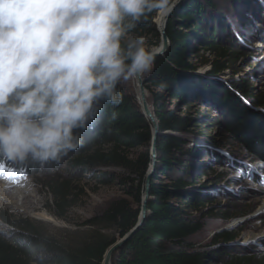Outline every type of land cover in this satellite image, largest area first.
<instances>
[{
    "label": "trees",
    "instance_id": "16d2710c",
    "mask_svg": "<svg viewBox=\"0 0 264 264\" xmlns=\"http://www.w3.org/2000/svg\"><path fill=\"white\" fill-rule=\"evenodd\" d=\"M220 1H185L167 25L171 42L169 52L157 58L146 75V89L159 121L158 166L152 177L146 221L115 253L113 264H264V254L238 253L232 248L221 254L196 252L190 249L192 245L185 243L205 228L204 209L213 203L205 190L207 180L202 182L201 179L206 165L194 168L193 160L200 159L202 154L222 159L218 150L207 146L208 143L217 145L220 139L203 132L205 125L221 122L197 108L209 107L222 115L228 137L240 142L255 159L264 162V94L253 92L245 81L229 84L217 77L243 55L235 45L241 40L233 35V30L237 29H231L236 24L221 11ZM230 1L245 6L247 12L251 8V0ZM157 16L152 13L142 20L130 38L144 34L148 44L157 47L161 41L154 22ZM227 37L233 41L225 42ZM204 51L214 57L209 61L208 74L198 72L202 62H207L206 57H202ZM118 90L124 96L123 103L115 109L118 118L111 120L110 110L105 106L86 130H77L82 138L80 146L59 160L49 162L68 161L71 168L80 171L101 168L98 170L100 182L125 184L129 194L134 195L135 204L126 198L110 203L101 214L87 220L83 226L89 228V235L76 243L57 240L35 220L0 217V221L12 228L0 232V264H37L36 259L48 264H101L107 249L135 226L151 164L152 128L137 101L120 85ZM175 101L174 106L172 102ZM194 137L202 143L195 144ZM136 149L144 151L131 158ZM3 157L7 155L0 154V160ZM21 167L35 173L24 159ZM104 168L124 169L133 172L136 178L119 179L107 174ZM74 180L70 176L56 175L46 182L53 196L51 209L62 219L77 204ZM224 214L230 216L222 211L221 215ZM106 227L115 229L117 235L104 233L102 230ZM237 237V231L223 230L215 234L213 242L231 246Z\"/></svg>",
    "mask_w": 264,
    "mask_h": 264
},
{
    "label": "clouds",
    "instance_id": "9594fccd",
    "mask_svg": "<svg viewBox=\"0 0 264 264\" xmlns=\"http://www.w3.org/2000/svg\"><path fill=\"white\" fill-rule=\"evenodd\" d=\"M180 0H0V154L47 162L82 143L122 81L150 73L160 49L131 35Z\"/></svg>",
    "mask_w": 264,
    "mask_h": 264
},
{
    "label": "rangeland",
    "instance_id": "374dc122",
    "mask_svg": "<svg viewBox=\"0 0 264 264\" xmlns=\"http://www.w3.org/2000/svg\"><path fill=\"white\" fill-rule=\"evenodd\" d=\"M250 3L251 8L247 12L245 6L239 5V3L236 5L235 2L230 0L220 1L221 11L225 15H229L231 23L235 22L236 24V26L232 25L231 29H237L236 32L233 30V35L236 40H241L235 45L243 55L234 61L230 69L217 77L229 84L245 81L253 88V92L264 94V0H251ZM243 15H245V18H243ZM241 20L244 22L240 23ZM225 39V42L233 41L231 37ZM241 44L245 49H241ZM202 57H206L207 62H202L203 65H200L198 72L208 74L211 70L209 61L214 57L205 51ZM196 61L199 62V58ZM147 74L143 75L144 79ZM119 85L127 95L137 101L141 109L137 81L133 78L122 81ZM146 95L149 106L153 111L152 97L148 91ZM172 104L176 105V101ZM197 109L219 121V123L221 122L220 124L205 125L203 132L207 136H215L220 139L217 145L211 146L208 143L207 146L216 151L218 150L222 155V159H214L209 155L202 154L200 159L193 160L194 168L199 165H206L205 169L207 170L201 179H203L202 182L207 180L208 188L205 190L213 199V203L209 204V208L204 209L205 219L203 221H205V228L188 238L185 243L192 245L190 249L196 252L221 254L232 248L238 253L263 255L264 162L261 159H255L251 152L242 147L240 142L228 137L224 132L225 119L222 115L209 107L200 106ZM194 140L195 144L202 143V141L197 142L196 137H194ZM143 151L144 149L133 150L130 157L136 158ZM24 160L29 162L35 173H30L21 167L23 160L7 156L0 160V181H8L23 188L27 187V195L30 197L31 204L17 208L10 204V200L0 199V217L7 220L16 218L35 220L44 225L59 241L76 243L82 237L88 236L87 230L89 228L83 225L95 215L101 214L110 203L121 198H126L133 204L136 202L134 195L129 194L125 184L120 182L101 183L99 180L100 171H98L101 168H96L95 171H80L71 168L68 161L56 164L49 161H36L31 157ZM103 171L107 174L116 175L119 179L125 177L136 178L133 172L120 168H104ZM56 175L74 178L75 189L78 192L77 204L69 209L64 219L60 218L51 209L53 196L46 186V182ZM19 198L20 195H16L14 202H18ZM211 210L212 212H210ZM222 211L228 212L230 216H225V214L222 216ZM45 212L50 214L52 220L41 217L42 213ZM232 229L238 233L237 239L232 243L233 245L213 242L216 233ZM7 230H12L10 224L0 221V232ZM102 231L106 234L117 235L116 230L110 227H106ZM253 241L255 243H252ZM36 261H38L37 264H48L40 259H36Z\"/></svg>",
    "mask_w": 264,
    "mask_h": 264
},
{
    "label": "water",
    "instance_id": "95a60500",
    "mask_svg": "<svg viewBox=\"0 0 264 264\" xmlns=\"http://www.w3.org/2000/svg\"><path fill=\"white\" fill-rule=\"evenodd\" d=\"M187 0H180V3L176 6L174 11L171 12L170 15H164V20L161 25H157L156 29L159 32L161 36V41L159 45L157 46L160 49V55L157 56L163 57L165 56L171 47L170 39L167 35L166 29L167 25L169 23L170 18L172 15L178 10V8ZM155 22V20H154ZM156 58V59H157ZM137 79V85L139 88V92L142 97V102L139 103L141 105V110L149 124L152 128V142H151V164L149 166V170L146 175L145 184H144V192L141 200V208H140V214L138 217V221L135 224V226L127 232L124 236L120 237L118 240H116L105 252V255L103 257V261L101 264H113V257L115 253L121 249L126 243H128L131 238L142 228L144 225L147 215L149 213L148 203L151 200V182L153 174L158 166V158H157V138L160 134L159 130V121L157 119V116L155 113L151 110L148 100L146 99V87H145V79L143 77L140 78H134Z\"/></svg>",
    "mask_w": 264,
    "mask_h": 264
},
{
    "label": "bare ground",
    "instance_id": "6f19581e",
    "mask_svg": "<svg viewBox=\"0 0 264 264\" xmlns=\"http://www.w3.org/2000/svg\"><path fill=\"white\" fill-rule=\"evenodd\" d=\"M154 20L156 24L159 26L163 23L164 15L163 14L158 15ZM135 80L137 81V79ZM139 95H140V101L142 102V97H141L140 92H139ZM146 99H147V95H146ZM11 195L12 196L15 195V196L12 197ZM16 195H20L18 202H14V200L16 199ZM0 199L10 200V204L17 208H22V207H25L31 204L30 197L27 195V187L23 188L22 186L19 187V185L15 186L14 184L8 181H3V182L0 181ZM17 199H18V196H17ZM41 217L52 220V217L50 216V214L46 212L42 213Z\"/></svg>",
    "mask_w": 264,
    "mask_h": 264
},
{
    "label": "snow or ice",
    "instance_id": "6c2138e0",
    "mask_svg": "<svg viewBox=\"0 0 264 264\" xmlns=\"http://www.w3.org/2000/svg\"><path fill=\"white\" fill-rule=\"evenodd\" d=\"M237 36H238V38H239V34L237 33ZM249 167H251V166H249ZM241 174H243V173H241ZM237 178H239V177H237ZM252 243H255V241H253Z\"/></svg>",
    "mask_w": 264,
    "mask_h": 264
}]
</instances>
